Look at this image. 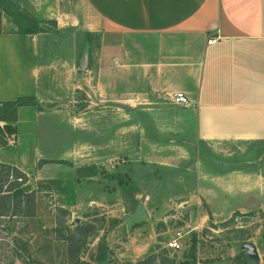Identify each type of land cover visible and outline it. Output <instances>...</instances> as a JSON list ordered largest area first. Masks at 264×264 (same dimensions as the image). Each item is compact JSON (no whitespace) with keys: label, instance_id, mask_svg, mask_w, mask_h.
I'll return each mask as SVG.
<instances>
[{"label":"crops","instance_id":"crops-1","mask_svg":"<svg viewBox=\"0 0 264 264\" xmlns=\"http://www.w3.org/2000/svg\"><path fill=\"white\" fill-rule=\"evenodd\" d=\"M11 1L48 28L21 32L0 8V102L35 100L16 107L14 144L0 147L1 163L32 171L34 182L48 185L72 213L101 205L108 194L102 183L76 172L74 121L81 118L72 112L74 95L104 107L98 121H122L124 107L142 104L147 121L161 126L162 161L154 166L160 178L114 185L111 205L120 213L116 230L141 224L131 232L136 254L164 233L154 217L162 222L159 211L178 194H195L211 216L264 212V0ZM178 91L190 105L172 101ZM39 121L57 126V150L41 134L49 124L38 129ZM83 145L91 154L90 143ZM3 150L9 152L2 156ZM177 171L194 175V184L172 177ZM86 186L96 198L84 193Z\"/></svg>","mask_w":264,"mask_h":264},{"label":"rangeland","instance_id":"rangeland-1","mask_svg":"<svg viewBox=\"0 0 264 264\" xmlns=\"http://www.w3.org/2000/svg\"><path fill=\"white\" fill-rule=\"evenodd\" d=\"M5 3L3 6L0 1V8L5 7L12 18L21 23L18 27L21 32L48 28L47 25L39 26L34 19L20 13L11 0ZM74 96L76 108L72 112L81 118L74 121V136L78 144L74 162L76 166L80 165L76 172L83 180L98 179L102 183L108 192L101 200L105 203L93 204L77 213L64 208L68 211L64 212L51 190L40 188L34 182L32 171L21 170L25 179L17 181L20 180L23 189L35 190V198L28 207L22 204L14 210L12 201L3 204V209H0L3 214L0 215V264H264V212L258 209L244 213L235 210L228 216L224 213L211 216L210 207L195 194L184 199L178 194L164 203L159 211L163 213V221L156 220V217L153 221L155 229L164 233L148 252L136 254L133 246L138 237L131 240V232L141 224L129 222L122 231L116 230L120 222L117 214L120 213L111 206L115 201L114 185L126 186L148 176L155 181L154 176H159L154 166L162 161L164 142L160 132H156L161 126L158 130L152 125L154 121H147V111L140 108L142 104L139 108L124 107L121 110L122 121H98L100 114L106 112L104 107L90 102V98L82 93ZM84 98L88 102H84ZM7 108L0 104V116L9 111L6 117H13L12 111ZM83 113L87 115V121L82 118ZM6 123L0 120V145L4 142L3 146L8 147L10 142H14L13 134L6 135ZM8 123L13 124L11 121ZM43 123L49 125L41 126V134L45 131V136L51 139L48 142L50 149L57 150L55 143L58 136L61 138V133L51 121H39L38 129ZM83 142L90 143L91 154L83 153L87 149L82 146ZM102 150L107 154L105 157L99 155L103 154ZM8 152L3 150L2 156ZM83 161L90 163L85 169ZM146 166H152V174L151 171L146 174ZM171 176L185 177L188 186L194 184V175L177 171ZM8 181H12L11 178ZM8 181L2 190L8 187ZM166 186L161 187L165 189ZM92 188L86 186L87 192L84 193L96 198ZM206 214L207 218L199 219ZM172 238L178 239L180 249L165 247ZM250 247L254 248L255 255L248 253Z\"/></svg>","mask_w":264,"mask_h":264},{"label":"trees","instance_id":"trees-1","mask_svg":"<svg viewBox=\"0 0 264 264\" xmlns=\"http://www.w3.org/2000/svg\"><path fill=\"white\" fill-rule=\"evenodd\" d=\"M1 10V9H0ZM1 15V11H0ZM1 20V19H0ZM1 22V21H0ZM0 32H1V23H0ZM34 97L32 96H21L12 101H3L0 102L2 106H7V110L10 109L13 113V117H6L9 111H4V113L0 116V120L7 122L4 126L6 128L7 137L11 134H15L16 127L13 124H9L8 122H14L15 120V109L20 105L34 104ZM5 145L3 142L0 146ZM11 178L12 181H8ZM15 179V180H14ZM17 179L23 180L25 179V174L13 165H9L6 163L0 162V209H3V204L7 205L12 203L13 201V209L19 208L22 204L28 207L30 204L34 202L35 190L27 191L22 188V183L17 181ZM8 181V187L5 190H2L4 184ZM10 182V183H9ZM120 183V182H119ZM123 184V183H120ZM38 187L45 188L50 190L48 185L38 184ZM60 210H64V212H68L63 207H59ZM4 212V211H3ZM0 215H3L0 213Z\"/></svg>","mask_w":264,"mask_h":264},{"label":"built area","instance_id":"built-area-1","mask_svg":"<svg viewBox=\"0 0 264 264\" xmlns=\"http://www.w3.org/2000/svg\"><path fill=\"white\" fill-rule=\"evenodd\" d=\"M208 42L211 43L212 40H208ZM172 101L174 103H177V104L190 105L189 99L181 91H178V92L173 94ZM9 145H13V143L10 142ZM165 247L170 249V250H178V249H180V242L178 241L177 238H172L171 240L166 242Z\"/></svg>","mask_w":264,"mask_h":264},{"label":"water","instance_id":"water-1","mask_svg":"<svg viewBox=\"0 0 264 264\" xmlns=\"http://www.w3.org/2000/svg\"><path fill=\"white\" fill-rule=\"evenodd\" d=\"M248 253H249L250 255H255V254H256V252H255V250H254L253 247H250V249L248 250Z\"/></svg>","mask_w":264,"mask_h":264}]
</instances>
